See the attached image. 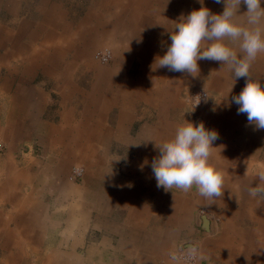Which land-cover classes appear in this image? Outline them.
I'll return each mask as SVG.
<instances>
[{
	"label": "crops",
	"instance_id": "obj_1",
	"mask_svg": "<svg viewBox=\"0 0 264 264\" xmlns=\"http://www.w3.org/2000/svg\"><path fill=\"white\" fill-rule=\"evenodd\" d=\"M203 6L224 9L223 0ZM200 7L0 0V264H183L170 257L189 245L204 257L194 264H264V197L248 191L264 173V130L231 101L246 79L210 60L197 62L196 77L156 68L160 43L168 47L172 28ZM246 11L241 4V20ZM115 43L110 65L96 67L94 48ZM79 66L95 72L88 87L78 83ZM250 77L264 88V53ZM197 84L214 95L200 110L177 100ZM190 116L219 134L210 163L223 172L224 190L214 202L195 186L157 187L151 167ZM83 168L76 189L68 177ZM57 227L58 242L46 243Z\"/></svg>",
	"mask_w": 264,
	"mask_h": 264
},
{
	"label": "clouds",
	"instance_id": "obj_2",
	"mask_svg": "<svg viewBox=\"0 0 264 264\" xmlns=\"http://www.w3.org/2000/svg\"><path fill=\"white\" fill-rule=\"evenodd\" d=\"M215 2L221 3V0ZM261 2L223 0V12L213 14L200 0L199 9L176 23L170 35L171 44L155 63L156 68H167L192 77L200 71L197 63L200 60L217 61L227 66L233 78L246 79L239 95L231 98L239 106L238 114H246L249 125L264 130V88L250 77L253 62L258 54L264 53V7ZM241 4L247 8L243 20L239 14ZM230 43L237 45L238 50ZM199 102L200 97L196 105ZM218 139L219 134L206 129L202 122L194 125L185 121L178 126L173 138L158 147L160 154L152 161L157 187L165 190L175 187L188 192L195 186L198 194L210 202L222 197L224 174L210 163L213 144ZM258 177L261 183L248 189L252 197H264V173H259ZM185 254L189 258H204L195 245H189ZM170 258L173 262L179 260L175 253Z\"/></svg>",
	"mask_w": 264,
	"mask_h": 264
},
{
	"label": "rangeland",
	"instance_id": "obj_3",
	"mask_svg": "<svg viewBox=\"0 0 264 264\" xmlns=\"http://www.w3.org/2000/svg\"><path fill=\"white\" fill-rule=\"evenodd\" d=\"M64 6H67V5L64 4ZM175 27L176 26H174L172 28L171 33L175 30ZM169 43L171 44V42H169ZM118 47H119V43H117V44L115 43V45H113V46L110 45V44H103L101 46H98V47L94 48L91 58L94 61V63H96V67L109 66L110 63L112 62L113 58H114L115 50H116V48L118 49ZM160 48H161L162 52L165 53L168 47L164 48L162 43H160ZM104 49H108L110 51V57L111 58L107 62H103L97 57V54L100 51L104 50ZM93 73H95L93 68L91 69V71H87V70H85L83 68V66H79L76 69V76H77V79H78V83L80 85H82V86L88 87L91 84L90 83L91 79L93 80V75H92ZM194 84H196V83H194ZM152 86L155 87L154 84ZM156 87H158V85ZM174 93H177V92H174ZM177 94H178L177 95V97H178L177 100H179L180 102L181 101L184 102L187 107L195 109V110H200L202 108H205V106L207 104H209L210 101H212L213 96H214L213 93L211 92V90H208L206 88L205 84L188 85L186 89L184 88L182 91H179ZM206 94H208V100L206 98L203 101V103L201 102L202 104H200V106L198 104L196 105L197 100L199 99V97H200L201 100H203V98L206 96ZM216 99H218V97H216ZM174 115L175 114L172 112V117L174 118V121H176L177 119L180 118L179 114H176L177 116L176 115L174 116ZM187 122H191V123H193L195 125L197 123L202 122V120L199 117L190 116V118L187 120ZM232 142H233V140L230 141V143H232ZM84 169L85 168H83V172L80 173V174H73L72 171H71L72 174L70 173V175L68 177L69 180L71 181V183L75 185L76 189H81L80 187H82L81 184L83 183V176H84V173H85ZM63 207L66 208L67 205L66 204L61 205L62 211H64ZM201 209H204V208H201ZM206 212L207 211L204 209V214H206ZM51 223L52 222L50 221V224ZM62 223H63V221H62ZM59 230H60V227H57L54 230L53 229H49L48 230L49 234L45 238L46 243H48V244L57 243L58 242V231ZM196 259L197 258H194L195 261H196ZM205 260H206V258H205ZM195 261H194V263H195ZM203 264H205V262Z\"/></svg>",
	"mask_w": 264,
	"mask_h": 264
},
{
	"label": "built area",
	"instance_id": "obj_4",
	"mask_svg": "<svg viewBox=\"0 0 264 264\" xmlns=\"http://www.w3.org/2000/svg\"><path fill=\"white\" fill-rule=\"evenodd\" d=\"M97 57L103 61V62H107L111 57H110V51L108 49H104L102 51H100L97 54ZM74 174H79L78 170H74ZM200 213L204 214V209H200ZM186 249L184 248L182 250H180L179 252L175 253L178 257H179V261L182 262L183 264H193L194 263V258H189L185 253H186Z\"/></svg>",
	"mask_w": 264,
	"mask_h": 264
},
{
	"label": "water",
	"instance_id": "obj_5",
	"mask_svg": "<svg viewBox=\"0 0 264 264\" xmlns=\"http://www.w3.org/2000/svg\"><path fill=\"white\" fill-rule=\"evenodd\" d=\"M208 225H209V220L205 215H203L202 216L201 229L208 231Z\"/></svg>",
	"mask_w": 264,
	"mask_h": 264
},
{
	"label": "bare ground",
	"instance_id": "obj_6",
	"mask_svg": "<svg viewBox=\"0 0 264 264\" xmlns=\"http://www.w3.org/2000/svg\"><path fill=\"white\" fill-rule=\"evenodd\" d=\"M148 50H149V48H148ZM210 64V63H209ZM221 74V73H220ZM207 98V94H206V96L203 98V100H201L200 99V102L198 103V105L200 106V104H202L203 103V101L205 100ZM198 101V100H197ZM202 102V103H201ZM195 104V103H194Z\"/></svg>",
	"mask_w": 264,
	"mask_h": 264
}]
</instances>
